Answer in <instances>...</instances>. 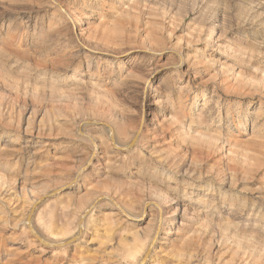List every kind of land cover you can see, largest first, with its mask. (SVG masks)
Returning a JSON list of instances; mask_svg holds the SVG:
<instances>
[{"label": "rangeland", "instance_id": "374dc122", "mask_svg": "<svg viewBox=\"0 0 264 264\" xmlns=\"http://www.w3.org/2000/svg\"><path fill=\"white\" fill-rule=\"evenodd\" d=\"M0 106V264H264V0H0Z\"/></svg>", "mask_w": 264, "mask_h": 264}, {"label": "bare ground", "instance_id": "6f19581e", "mask_svg": "<svg viewBox=\"0 0 264 264\" xmlns=\"http://www.w3.org/2000/svg\"><path fill=\"white\" fill-rule=\"evenodd\" d=\"M159 102H160V100H159ZM162 102V101H161ZM160 102V103H161ZM1 107L2 106H0V115H1V113L3 112H1ZM162 108H164V107H162ZM4 113H2V115H3ZM4 116V115H3ZM2 117V116H1ZM156 117L157 118H154L153 120H152V122H156L158 119H159V113H156ZM115 137V136H114ZM93 138V137H92ZM116 138V137H115ZM94 139V138H93ZM112 140H113V144L115 145V147L116 148H123L124 146H121L119 143H118V141H116L114 138H112ZM134 145V143L132 144V146ZM131 146V147H132ZM97 147H98V143H97V141H96V138L94 139V148H95V152H97ZM126 147V146H125ZM124 147V148H125ZM123 148V149H124ZM94 152V153H95ZM97 154V153H96ZM77 178V177H76ZM78 179V178H77ZM115 204H117L116 206L118 207V209L123 213V214H125L126 216H127V218L128 217H131V218H133L132 216H131V214H128L126 211H125V209L124 208H122V206H120L118 203H116L115 202ZM119 211V212H120ZM91 212V209H89L88 211H87V213H86V215L87 214H89ZM160 212V211H159ZM161 212H163V209L161 208ZM125 216V217H126ZM162 220H161V224H162V226H161V228H162V230H163V226L165 225V223H167L166 222V220H165V218H161ZM27 225H28V228L31 230V232H33L34 234H35V237L40 241V242H42L45 246H48V247H60V246H64V245H67V244H70V243H72V242H74V241H76L77 240V238H75L73 241H69V242H67V243H63V241L62 242H59V244H54V243H49V242H47L48 240H44V238L42 239V237H40V235H38L37 234V232H35V230H34V227L32 226V224H31V221H29L28 223H27ZM85 225V224H84ZM84 225H83V227H84ZM82 228V227H81ZM105 231V230H104ZM81 232V231H80ZM81 234V233H80ZM148 254H149V252L146 254V256L144 257V259H143V261L141 262V264H144L145 262H146V258L148 257Z\"/></svg>", "mask_w": 264, "mask_h": 264}]
</instances>
